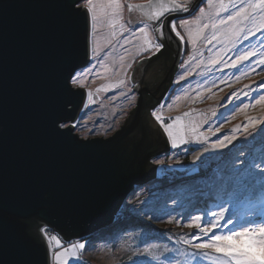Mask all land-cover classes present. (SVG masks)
<instances>
[{"label":"water","instance_id":"obj_1","mask_svg":"<svg viewBox=\"0 0 264 264\" xmlns=\"http://www.w3.org/2000/svg\"><path fill=\"white\" fill-rule=\"evenodd\" d=\"M59 2L0 0V198L16 209L0 214L3 264L36 259L24 246L25 239L44 260L47 245L38 232L40 225L35 228L38 238L31 234L33 220L46 223L68 242L109 227L135 187L157 176L158 165H152V159L170 148L150 114L172 86L182 56L183 42L168 32L167 23L165 39L174 51L167 59L157 53L152 63L136 66L138 104L114 136L83 140L74 133L78 144L71 145L48 133L46 112L59 92L58 71L68 45ZM86 30L81 20L72 36L78 62ZM158 77L161 88L150 90L149 82ZM79 91L82 95L69 106L70 123L81 117L87 103V91ZM93 99L96 102L97 96ZM37 185L45 190L42 198L30 195Z\"/></svg>","mask_w":264,"mask_h":264},{"label":"rangeland","instance_id":"obj_2","mask_svg":"<svg viewBox=\"0 0 264 264\" xmlns=\"http://www.w3.org/2000/svg\"><path fill=\"white\" fill-rule=\"evenodd\" d=\"M197 3L198 0H191L188 6L194 8ZM129 4L132 5L131 11L128 8ZM202 6L206 7V11L219 7V5ZM122 7L121 23L131 28L146 19L142 13L154 12L158 5L148 4L147 0H124ZM179 14L186 13L172 15ZM169 16L171 15L167 18ZM182 19H192V16L190 14L174 19L177 22V30L185 37L179 65L190 54L204 55H198V59L203 60V64L197 66V61L193 60L187 65L192 69V75L183 81H180L179 77L184 70L178 66L179 71L175 74L172 86L162 102L165 106L158 111V114L164 118L165 125L173 123V133L178 138V145L172 146L164 127L151 115L167 136L170 146V152L152 159V165H158L156 178L160 180L157 183L153 181L136 186L122 205L114 223L121 224L120 222L128 219L134 222V226L124 227L109 234L110 236L103 235L93 241L73 240L70 243L78 241L87 243L85 249L77 253L79 259L69 258L68 264H161V262L170 264L173 260L178 261L179 264H196V261L188 255L193 249L185 243L195 231L184 226L190 214L203 215L213 210L218 211L217 205L228 201L230 204L226 206L229 207L230 214L264 212V186L247 175L249 170L259 175L251 166L264 160V134L254 131L251 125L245 131L249 118L264 122V101L256 103L254 99L264 94V89L260 88V85L264 84V72L260 71L261 65L257 63L264 59L259 55V52L264 50L259 43L260 34L257 33L248 41H240L236 45L238 49H249L255 45L258 53L256 56L238 65V68H233L230 66L229 57L234 59L236 49H232L223 57L224 62L213 66L209 61L220 48L225 47L223 38L214 40L212 44H206L201 37L192 44L191 40L196 36L197 25L191 23L186 28H181ZM189 30L192 33L191 37ZM112 31L118 33L114 38L111 36ZM147 31L149 39H153L155 33L150 29ZM120 32L119 24L115 28L111 27L107 17L103 23L98 24L96 42L98 48L102 50L101 55L110 47H114V51L105 59L107 71L103 67L99 68V78H95L94 82L90 78L86 89H83L91 90L93 95L97 96L95 104L85 108L78 119L84 127H79L75 134L83 140L108 139L114 136L137 107L139 100L137 90H135L136 100L129 102L119 95L121 90L127 91L119 81L126 79L128 87H132V72L140 59L148 58V54L137 57V53L144 45L140 33L132 37L128 32L123 35H120ZM211 33V29L205 30V35L210 37ZM110 39L112 45L107 44ZM128 39L131 40L130 43ZM164 43L167 44L166 39ZM125 48L128 49L127 53ZM121 55L125 56L123 61L119 59ZM134 58H136L135 63H133ZM128 63H132L133 66L131 70H127L128 75L125 77L126 69H121L120 65ZM249 66L254 67L256 71H251ZM245 70L249 73L247 76L242 74ZM237 76L239 80L236 79ZM98 88L99 92L96 91ZM176 96H180V99L176 100ZM169 104L172 106L168 107ZM245 104L248 105L247 108L234 112L237 106ZM152 110L150 109V114ZM186 112L190 115L185 116ZM176 117L180 119L176 120ZM192 124L198 126L195 134L191 131ZM216 126H220L219 132H215ZM209 127H213L215 134L207 131ZM200 133L208 137L206 142L204 137L199 135ZM225 135L236 138L222 151L210 149L209 153H205L193 163L194 156L202 150V147L210 148L211 143ZM180 136H184L188 143H180ZM156 160H164V164L154 163ZM239 160H244L245 163L240 164ZM149 244L157 246L152 251L159 260L140 254ZM54 250L62 251L60 248ZM213 255L209 252L208 256L199 257V264H212ZM165 257L169 259L165 261Z\"/></svg>","mask_w":264,"mask_h":264},{"label":"snow or ice","instance_id":"obj_3","mask_svg":"<svg viewBox=\"0 0 264 264\" xmlns=\"http://www.w3.org/2000/svg\"><path fill=\"white\" fill-rule=\"evenodd\" d=\"M123 2L124 0H60L58 7L62 10L63 26L68 38V45L65 58L58 71L59 92L52 98L51 106L46 112L47 130L53 138L63 139L71 145L78 144L74 133H76L79 127H84V125L75 117H73L71 123L69 122L67 117L72 115L69 106L74 103L75 97L82 95L79 90L86 89L90 78L93 79V82L95 78H99V68L103 67L107 71L105 59L111 55L114 47H110L108 51L101 55L102 50L98 48L96 42L98 24L103 23L105 17L108 18L111 27L115 28L119 24L121 29L120 35H123L125 32L130 33L132 37H135L137 33L141 34L144 45L141 51L137 53V57L148 54V59H151L152 55L164 49L166 23L168 32L175 33V37L180 42H185V37L177 30L176 20H167V16L173 13H191L192 19H182L180 27L186 28L191 23L197 25L196 36L191 40L192 44H195L201 37L206 44H212L214 40L223 38L222 42L225 43V47L220 48L214 58L209 61L213 66L224 62L223 57L227 51H232V49H236L234 59L229 57L231 61L230 66L233 68H238V65L256 56L258 53L255 45H252L249 49H238L236 45L240 41H248L250 37L256 36L257 33L261 37L259 43L264 48V0H198L194 8L188 6L191 0H147L148 4H157V10L151 13H142L146 19L131 28L121 23ZM202 5L208 7L219 5V7L212 11H206V7ZM128 8L131 11L132 5L129 4ZM222 13H227V15L222 16ZM81 20L86 25L87 30L82 60L78 62L80 54L72 43V36ZM149 29L155 33L153 39H149V32L147 31ZM207 29L212 30L210 37L205 35V30ZM117 35L116 31H112L111 36L113 38ZM189 36H192L190 30ZM128 42L130 43L131 40L128 39ZM107 44L112 45V40H108ZM228 45H231V47H228ZM127 52L128 49L125 48V53ZM198 55L203 56L204 54L198 53ZM198 55L190 54L186 60L180 63L179 67L184 70L179 77L180 81L192 75V69L187 67L191 61L196 60L197 66L203 64V60L198 59ZM259 55L264 57V50L260 51ZM119 59L123 61L125 56L121 55ZM135 59H133V63H135ZM144 63L145 61L140 59L141 68L144 66ZM257 63L261 65L260 71L264 72V59L257 61ZM132 66V63L120 65L121 69H126L124 72L125 77L128 75L127 70H131ZM249 67L251 71H256L254 67ZM137 74H139L138 71L132 74V87H128L126 79L119 81V84L127 89V91L121 90L119 95L129 102H133L137 98L134 91V89L139 88L135 80ZM242 74L247 76L249 73L245 70ZM236 79L239 80V76ZM260 88L264 89V84H261ZM96 91L99 92L100 89L98 88ZM86 95L87 103L84 104L85 108L95 103L91 90H87ZM175 99L179 100L180 96H176ZM254 99L256 103H260L264 101V94ZM164 106V104H161L157 108H154L151 115L164 127V131L171 140L172 146L176 147L178 145V138L173 133V123L165 125L164 118L158 114L159 109ZM171 106V104L168 105V107ZM247 107V104L237 106L234 112L241 111ZM184 115L189 116L190 113L186 112ZM175 119L179 120L180 117H176ZM204 122L206 123L207 121L205 120ZM250 125L254 131L264 134V126H258L264 125V122L256 118H249L248 123L245 125V131H247ZM197 127L195 124L191 125V131L194 134L197 132ZM219 127H215V132H219ZM207 131L215 134L213 127H209ZM199 135L204 137L205 142L208 140V137L204 133H200ZM235 138V136L229 135H225L223 138L218 137L211 143L210 148L202 147V150L194 156L193 163L199 160L205 153H209L210 149L222 151ZM179 142L186 144L188 140L184 136H180ZM154 163L163 165L164 160H156ZM239 163L244 164L245 161L239 160ZM251 167L257 170L259 175L257 176V173L251 170L247 172V175L264 186V160L261 163L253 164ZM44 194L45 190L38 185L33 186L30 192L31 196L37 198H42ZM226 204H230V201L217 205L218 211L213 210L203 215L190 214L187 217V223L184 226L195 230L191 233V238L185 241L193 249L188 255H190L193 261H196V264H199V257L208 256L209 252L214 254L211 257L212 264H264V212L249 211L244 215L230 214L229 207ZM15 211L16 209L10 207L5 199L0 198V214ZM256 217L259 218L257 219ZM41 232L47 244V253L44 260L41 261L39 259L40 250L34 248L31 241L25 239L23 242L24 246L32 249L36 259H20L15 261L14 264H53V262L55 264H68L69 258L74 257L78 260L77 253L86 247V241L69 243L65 247L59 235H50L48 229H42ZM156 247L154 244H149L143 248L140 254L159 260V257L152 251ZM56 248H60L62 251H55L54 249ZM2 250L3 241L0 240V252ZM168 259V257H165V261ZM0 264H3V262L0 261ZM170 264H179V262L173 260Z\"/></svg>","mask_w":264,"mask_h":264},{"label":"trees","instance_id":"obj_4","mask_svg":"<svg viewBox=\"0 0 264 264\" xmlns=\"http://www.w3.org/2000/svg\"><path fill=\"white\" fill-rule=\"evenodd\" d=\"M167 58H169V57H165V59H167ZM179 58H180V56H179ZM174 60H175V57H174ZM173 60V61H174ZM179 66V64L177 65V67ZM177 71H179V70H177ZM168 152H170V148H169V151H167L166 153H168ZM160 180V178H156V174H152V176H151V178H150V180H149V182H153V181H156L155 183H157L158 181ZM170 187V186H169ZM133 219V218H132ZM136 219H139L138 217H136ZM126 220H128V219H126ZM123 221V222H120L121 224H119V223H114V224H111L108 228H104V229H102V230H100V231H98V232H96L95 234H93V235H91V236H89L87 239L88 240H90V241H93L94 239L96 240L98 237H101V236H105V235H109V234H112L113 232H115V231H119V230H122L124 227H127V228H129L130 226H134V222H131V221ZM37 223V221L36 220H33V221H31L30 222V225H31V227H30V232H31V234L33 235V236H35V237H37L38 238V236H37V234H36V231H35V228H36V226L38 227V224H36ZM133 223V224H132ZM57 235H59V234H57ZM110 236V235H109ZM59 237L62 239V242H63V244H64V246L65 245H68L70 242H68L67 240H65L61 235H59Z\"/></svg>","mask_w":264,"mask_h":264},{"label":"flooded vegetation","instance_id":"obj_5","mask_svg":"<svg viewBox=\"0 0 264 264\" xmlns=\"http://www.w3.org/2000/svg\"><path fill=\"white\" fill-rule=\"evenodd\" d=\"M173 51H174V49H173L172 47H170V46H168L167 44H165L164 49H163L162 51H160L159 54H160V55H163L162 58L165 59V57H169L170 54H171ZM159 54H157V56H159ZM157 56H155V58H156ZM155 58H152V59L154 60ZM153 60H151V59L146 60L145 63H144V65H145V64L147 65V64L152 63ZM166 67H167V66H166ZM166 71H167V69H166ZM163 72H164V71H163ZM161 83H162V78H159V77H158L157 79H154L153 81H150L148 85H149V87H150V90L153 91V90H158V89H160V88H161ZM147 98H148V99H151V98H152V95L148 94V95H147Z\"/></svg>","mask_w":264,"mask_h":264},{"label":"built area","instance_id":"obj_6","mask_svg":"<svg viewBox=\"0 0 264 264\" xmlns=\"http://www.w3.org/2000/svg\"><path fill=\"white\" fill-rule=\"evenodd\" d=\"M38 225H40V226L37 229H38L39 234L42 236L43 240H44V237H43L42 232H41L42 229H48L49 230V234H51V233L56 234L55 231H53V229L50 226H48L46 223L38 222ZM44 242H45V240H44Z\"/></svg>","mask_w":264,"mask_h":264},{"label":"bare ground","instance_id":"obj_7","mask_svg":"<svg viewBox=\"0 0 264 264\" xmlns=\"http://www.w3.org/2000/svg\"><path fill=\"white\" fill-rule=\"evenodd\" d=\"M155 123H157L156 121H154Z\"/></svg>","mask_w":264,"mask_h":264}]
</instances>
